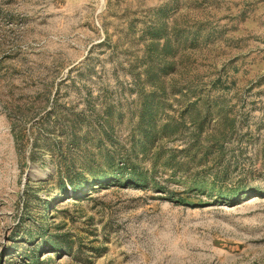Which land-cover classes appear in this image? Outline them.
<instances>
[{"label":"rangeland","instance_id":"rangeland-1","mask_svg":"<svg viewBox=\"0 0 264 264\" xmlns=\"http://www.w3.org/2000/svg\"><path fill=\"white\" fill-rule=\"evenodd\" d=\"M0 264H264V0H0Z\"/></svg>","mask_w":264,"mask_h":264},{"label":"trees","instance_id":"trees-1","mask_svg":"<svg viewBox=\"0 0 264 264\" xmlns=\"http://www.w3.org/2000/svg\"><path fill=\"white\" fill-rule=\"evenodd\" d=\"M128 180L129 181H127V183L136 182L137 184H139V183H142L145 179H140V178H138V176H135L133 173H129L128 174ZM73 189H74V191H76L75 187H73ZM232 197H234V193L229 196V198H232Z\"/></svg>","mask_w":264,"mask_h":264}]
</instances>
